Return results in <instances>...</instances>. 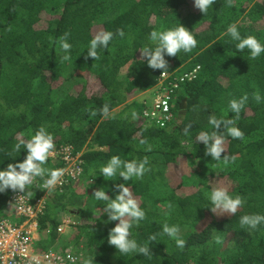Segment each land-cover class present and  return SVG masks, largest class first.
Here are the masks:
<instances>
[{"label": "trees", "instance_id": "16d2710c", "mask_svg": "<svg viewBox=\"0 0 264 264\" xmlns=\"http://www.w3.org/2000/svg\"><path fill=\"white\" fill-rule=\"evenodd\" d=\"M233 24L242 37L254 36L264 44V0H216L207 14L193 0H0V169L24 160L26 150L14 152V145L21 138L30 140L41 127L54 136L55 148L82 152L84 163L79 182L53 195L38 218L41 250L82 246L86 256L78 264H264V224L255 229L240 225L244 215L264 216V54L250 59L247 49L238 51V42L226 35ZM179 25L191 31L197 46L165 57L167 82L199 70L171 94L174 118L162 129L144 119L146 106L135 100L162 74L147 66L139 49L149 45L150 32ZM98 27L111 31L113 40L98 60L85 59ZM66 34L72 47L65 61L61 40ZM245 96L237 116L229 102ZM211 116L232 119L243 133L241 139L223 133L225 151L219 161L195 139L200 132L215 131ZM113 156L146 158L150 170L139 179L123 181L117 175L115 181L105 180L100 169ZM179 160L192 173L171 185L164 168ZM44 167L55 170L57 163L48 159ZM45 178L36 180L42 184ZM121 183L145 212L130 238L145 246L155 237L148 245L151 256L121 254L108 244L118 221L104 223L107 202L92 195L101 188L114 199V186ZM220 187L243 199L235 216L210 210L211 191ZM39 192L34 187L29 195ZM11 194H0V218L11 215ZM61 216L76 219L68 236L57 233ZM165 225L180 228L183 248L163 234Z\"/></svg>", "mask_w": 264, "mask_h": 264}, {"label": "clouds", "instance_id": "9594fccd", "mask_svg": "<svg viewBox=\"0 0 264 264\" xmlns=\"http://www.w3.org/2000/svg\"><path fill=\"white\" fill-rule=\"evenodd\" d=\"M214 3H216V0H193L194 7L202 14H207L209 8L212 7ZM118 35L123 37L124 32L119 31ZM226 35L238 42L236 45L238 51L243 52L247 49L250 59H256L260 57L261 54H264V44L260 43L254 36L242 37L235 24L228 27ZM113 37L114 34L111 31H99L90 41L85 59L92 58L94 61L98 60L103 50L108 49ZM149 42V45L139 49L141 56L146 59L149 68L160 70L161 73L168 71V60L165 57H174L180 52L189 53L197 46V40L192 35L191 31L181 25L174 29L165 31L154 30L150 32ZM71 47L72 45L67 42L66 34L61 40V48L65 53L62 57L63 60L66 61L70 59L69 53ZM156 86L150 90H154L155 92ZM256 99L259 101L260 97L257 96ZM246 100V96L239 100H231L229 102L231 112L240 116ZM152 101L150 104L144 102L146 108L152 104ZM102 112L103 115H108L109 108L107 105L103 106ZM137 118L136 114L133 113L132 119L136 120ZM209 124L215 131L212 133L200 132L195 136V139L203 143L206 149V155L210 156L211 159L219 161L221 160L222 153L225 151V135L223 133L226 131L227 135L234 139H241L243 133L237 127L232 126L234 124L232 119H218L215 116H211L209 118ZM190 128L191 125L184 128L183 131L185 135L189 134ZM221 128L223 131H219ZM140 142L142 144L146 143L144 140ZM21 149L26 150L27 153L22 162L9 163L6 168L0 169V194L10 190L13 193L20 194L18 197L29 195L31 194V186L34 181L37 178L43 179L46 176L47 179L45 180L44 188L48 191L53 190L61 183V178L64 176L63 169L49 171L44 167L55 149L54 136L51 133L41 127L30 140L25 141L21 138L13 147V151L17 153H20ZM225 162H227L226 159ZM148 164L149 161L146 158L141 161H124L119 156H113L108 163L100 169V176L110 181H115L112 178L117 175H119V178H122L123 181L132 180L133 177L139 179L150 170L147 167ZM114 187L118 193L114 199H110L105 190L101 188L94 191L92 195L97 201L107 202L102 210L103 214L107 216V220L104 221V223L118 221L108 234V244L113 246L117 252L121 254L135 253L151 256L148 245L155 237L150 238L148 244L145 246L138 245L136 240L130 238V230L133 224L138 225L140 221L144 220L145 212L140 207L138 201L133 198L129 187H126L123 183L116 184ZM210 202L212 207L209 208L213 213H228L233 216L236 215L237 211L244 204L240 196L237 195L233 197L230 195L229 189L224 187L216 188L211 191ZM260 224H264V216L259 214L244 215L240 218V225L243 229H255ZM179 233L180 228L175 225H165L163 228V234L174 240L177 247L183 248L185 246V241L180 239Z\"/></svg>", "mask_w": 264, "mask_h": 264}, {"label": "built area", "instance_id": "2783aa9c", "mask_svg": "<svg viewBox=\"0 0 264 264\" xmlns=\"http://www.w3.org/2000/svg\"><path fill=\"white\" fill-rule=\"evenodd\" d=\"M198 70L199 67H196L170 83L167 82L170 75L162 73L152 104L143 112L144 119L159 128L168 127L174 118L170 107L171 94L180 84L193 80ZM49 159L57 163L56 169L64 170L61 183L48 191L44 188L47 178L42 184L35 180L31 188L40 190L38 197H18L20 194L12 192L9 196L13 208L11 215L0 218V264H78L82 258V254H77L70 246L68 250L62 251L53 247L45 251L40 249L38 218L47 211L49 199L55 194H61L67 186L79 182L84 175L82 153L75 152L71 146L55 148ZM76 224L74 218L61 216L58 235L64 236Z\"/></svg>", "mask_w": 264, "mask_h": 264}, {"label": "rangeland", "instance_id": "374dc122", "mask_svg": "<svg viewBox=\"0 0 264 264\" xmlns=\"http://www.w3.org/2000/svg\"><path fill=\"white\" fill-rule=\"evenodd\" d=\"M45 23H46V21H43L42 24L45 25ZM99 31H101V28L100 27L96 28V33H98ZM60 83H61V81L56 83L55 85H59ZM154 95H155L154 90H149V91H146L144 94L140 95L135 100H137L138 102H142L143 101V102H147L148 104H150L152 99H153V97H154ZM179 106H182L180 111H182V110H184L186 108L185 107V102H183V103L181 102L179 104ZM120 109H121V107L118 108L117 110H115L114 113L118 112ZM164 171H165V173L167 175V178H168V180H169L171 185H175V184L179 183L182 176H189L192 173L190 168H189V165H187L185 160H179V163L177 165H170L166 169L164 168ZM192 191H195V190L192 188V189H188L187 192H192ZM216 214L218 216H222V215L226 216L227 215L226 213H222V214L221 213H216ZM192 225L193 224H189L186 227L190 228V230H191ZM68 234H69V232H67L65 235L68 236ZM38 235H39V231H38ZM70 247H72V246H70ZM76 252H77V254L81 253L82 254V258L86 256L85 252L83 251V247L82 246H80L76 250Z\"/></svg>", "mask_w": 264, "mask_h": 264}, {"label": "water", "instance_id": "95a60500", "mask_svg": "<svg viewBox=\"0 0 264 264\" xmlns=\"http://www.w3.org/2000/svg\"><path fill=\"white\" fill-rule=\"evenodd\" d=\"M183 103V102H182ZM182 106H179V108L181 109Z\"/></svg>", "mask_w": 264, "mask_h": 264}]
</instances>
